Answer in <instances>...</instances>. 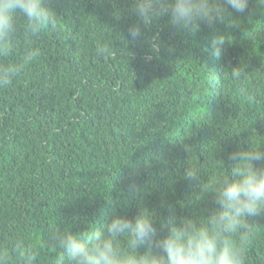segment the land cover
<instances>
[{
    "label": "trees",
    "instance_id": "trees-1",
    "mask_svg": "<svg viewBox=\"0 0 264 264\" xmlns=\"http://www.w3.org/2000/svg\"><path fill=\"white\" fill-rule=\"evenodd\" d=\"M45 4L61 16L57 29L33 41L39 58L0 90V242L23 239L36 264H66L53 233L102 230L143 210L156 215L157 237L173 217L206 221L208 185L227 177L230 153L264 147V11L253 3L196 33L165 16L127 43L134 0ZM101 44L114 54L98 56ZM26 47L21 36L9 62ZM189 168L200 175L185 179ZM250 222L249 264H264V215Z\"/></svg>",
    "mask_w": 264,
    "mask_h": 264
},
{
    "label": "clouds",
    "instance_id": "clouds-1",
    "mask_svg": "<svg viewBox=\"0 0 264 264\" xmlns=\"http://www.w3.org/2000/svg\"><path fill=\"white\" fill-rule=\"evenodd\" d=\"M253 3L256 10L264 11V0H134L132 12L137 19L123 38L127 43L144 38L145 30L165 16L178 31L196 33L205 23L211 27L234 13L244 14ZM60 17L45 0H0V90L9 88L19 72L39 58L41 50L33 41L46 30H56ZM21 36L27 41L21 62H9ZM159 39L158 34L151 38L153 53L159 50ZM211 44L220 56L225 37L217 35ZM96 54L114 53L101 44ZM240 75L232 72L234 79ZM251 142L249 150L230 153L227 177L208 185L206 195H212L214 206L203 215L206 221L173 217L166 234L157 237L156 215L143 210L134 217L114 215L102 230L53 233L50 246L63 253L66 264H249V250L259 227L250 218L264 215V147ZM199 175L191 168L184 174L189 180ZM202 191H206L204 185ZM145 244L146 250L140 251ZM39 255L23 239L0 242V264H36Z\"/></svg>",
    "mask_w": 264,
    "mask_h": 264
}]
</instances>
